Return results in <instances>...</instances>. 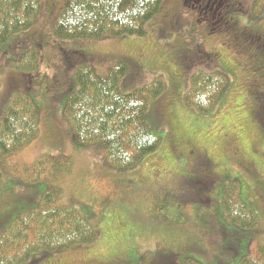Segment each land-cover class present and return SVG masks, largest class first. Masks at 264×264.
<instances>
[{"label": "rangeland", "instance_id": "1", "mask_svg": "<svg viewBox=\"0 0 264 264\" xmlns=\"http://www.w3.org/2000/svg\"><path fill=\"white\" fill-rule=\"evenodd\" d=\"M65 1L41 0L35 26L14 35L0 49V103L8 93L9 102L16 93H25L35 103L47 105L53 116L41 117L38 137L11 162L30 166L44 157L61 155L59 150L70 155L72 167L62 184L64 198L80 216L100 228L95 244L53 256V263L47 260L44 264H108L122 257L126 236L135 233L128 224L126 209L115 208L103 215L88 203V197L95 198L97 192L106 197L110 187H115L116 198L119 195L128 204L138 205L142 222L160 219L157 211L153 219L142 211L155 207L163 188H176L173 195L178 197L190 193L202 196L200 189L210 183L205 195L213 201L214 212L222 193L237 183L251 209L257 213L255 206L259 205L264 213V120L261 124L256 118L264 85V56H250L245 49L239 52L252 42L249 29L260 28L264 34V0H222L231 6L230 15L237 25L230 35L207 34L214 21L211 17V22L198 20L202 18L190 0H163L159 13L146 24L143 37L107 42L54 40L52 19ZM33 47L39 52L38 70L28 73L16 69L12 63L23 57L28 60ZM117 63L126 68L119 82L122 94L157 79L165 87L149 101L146 112L150 133L159 140V146L129 171L106 168L99 150L76 152L68 141V126L60 120L66 99L77 88L74 72L92 66L103 73ZM196 72L229 78L216 109L208 114L186 107L182 100L189 78ZM53 118L58 121L54 123ZM121 186H125L127 196ZM43 191L44 183L28 185L8 177L0 189V233L6 232L17 216L34 210ZM152 251V245L130 249L126 259L131 261L139 253L143 259V254ZM185 260L212 264L193 256ZM235 261L231 264H237L239 258Z\"/></svg>", "mask_w": 264, "mask_h": 264}, {"label": "trees", "instance_id": "2", "mask_svg": "<svg viewBox=\"0 0 264 264\" xmlns=\"http://www.w3.org/2000/svg\"><path fill=\"white\" fill-rule=\"evenodd\" d=\"M162 2L66 0L52 19L51 36L56 41L95 42L143 37L146 24L159 13ZM40 11L41 0H0V49L14 35L34 27ZM231 11L230 6L228 21L223 25L227 29L219 26L209 31L208 28L207 34L235 32L237 25ZM249 30L248 38L252 42L238 51L244 53L245 49L250 56L263 57L262 29ZM38 55V49L33 47L26 56L28 60L23 57L12 64L23 72L35 73L40 64ZM125 69L122 63L103 73L92 66L77 69L74 72L77 88L66 99L60 118L68 126V141L76 152L99 150L106 168L117 171L136 168L157 150L159 140L150 133L146 112L149 101L165 89L157 79L148 86L122 94L119 82ZM229 83L225 75L196 72L189 78L183 103L208 114L216 109ZM261 91L256 118L263 124L264 85ZM45 92L49 93L48 89ZM9 96L6 94L0 103V189L11 177L28 185L44 183V191L34 210L17 216L9 229L0 233V264H44L47 260L53 263L50 260L53 256L95 244L100 239V228L80 216L64 198L62 184L72 167L70 155L59 150L61 155L44 157L30 166L11 162L38 137L41 117L53 116L47 105L35 103L25 93H16L10 102ZM53 121L56 123L58 119ZM210 187L211 183L200 189L202 196L190 193L182 197L173 195L176 188H163L162 199L155 207L149 212L142 211L149 218L154 211L161 217L142 219L146 222L139 221L137 204L130 205L119 195L116 198L115 187L109 188L112 191H107L106 197H101L100 192H97L99 196L95 193V198L88 197V203L99 208L103 215H109L115 208H125L130 229L135 232L126 236L127 246L122 257L108 264H192L184 261L190 256L212 264H231L238 258L237 264H264V213L260 206H255L258 210L255 213L236 183L222 193L219 208L214 212L213 201L205 195ZM136 234L138 237H134ZM145 245H152L153 251L143 254V259L142 253L133 255L131 261L126 259L128 250Z\"/></svg>", "mask_w": 264, "mask_h": 264}, {"label": "flooded vegetation", "instance_id": "3", "mask_svg": "<svg viewBox=\"0 0 264 264\" xmlns=\"http://www.w3.org/2000/svg\"><path fill=\"white\" fill-rule=\"evenodd\" d=\"M192 2L191 7L196 8L198 10V16H200L202 19H198L200 21L207 20V21H214L212 23V30L219 29V26L221 28L227 29L226 26L223 25L228 21L227 13L228 9L230 8V5L223 4L222 0L219 1H213V2H207L204 0H190ZM188 2V1H187ZM186 2V3H187ZM209 17H211V20H209ZM216 21V22H215Z\"/></svg>", "mask_w": 264, "mask_h": 264}]
</instances>
